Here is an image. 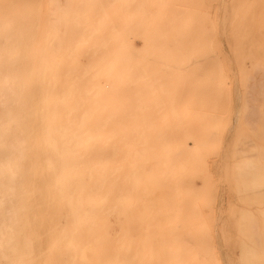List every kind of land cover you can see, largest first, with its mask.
I'll use <instances>...</instances> for the list:
<instances>
[{"label":"bare ground","instance_id":"1","mask_svg":"<svg viewBox=\"0 0 264 264\" xmlns=\"http://www.w3.org/2000/svg\"><path fill=\"white\" fill-rule=\"evenodd\" d=\"M108 2L109 0H94V11L91 15L90 8L88 10L89 6L86 5L88 11L84 16L85 28L80 38L83 45L79 49L75 47L78 44L74 46L78 52L72 48L75 43L71 46L59 45L60 50H56L58 52L55 49L50 51L44 46H33V49L30 47V50L24 51L23 55L28 57L27 60H18L21 55L19 49L8 45L0 47V264H217V257L205 243H192L189 246L175 238H163V241L159 237V232L165 233L160 230L162 218L160 219L158 209L161 204H156L154 198L160 183L159 171L162 170L158 163L161 144L156 140L159 126L149 125L154 118L151 111L148 108L143 109V106L149 104L146 92L151 84L148 81L160 76V63L168 57V48L163 50L157 45L144 46L141 42L144 33L132 30L127 19L128 14L122 15L117 10L114 12ZM89 17L93 18L90 27ZM188 33L190 34L189 31ZM172 46L174 50V45ZM181 48V45L177 47L174 56L176 61L183 60ZM72 49L74 54L71 53ZM88 55L90 58L86 60L85 56ZM71 56L75 59H64ZM82 57L84 61L81 60ZM177 88L180 89L178 85ZM254 98L257 99L255 96ZM257 118L254 120L257 121ZM262 120L260 124L256 122L260 127ZM250 132L253 133V130ZM261 133L262 136L258 131L257 137L259 135L264 141L262 130ZM181 140L174 144L176 149L182 148ZM243 150L246 152V148ZM259 150L258 154L262 151L260 147ZM263 155L259 158H264ZM254 158L256 160L253 162L258 163L256 165L249 160L247 162L245 158L246 168L251 165L250 162L252 170L263 165L258 162L257 157ZM253 165L258 166L254 168ZM227 168L221 167L220 170ZM236 170L239 177L240 171L238 168ZM236 183L239 184L237 187L242 186L241 183ZM251 184L254 187L253 181L249 184V188L253 189ZM167 186L170 185L165 187L168 188ZM246 187L248 188H241ZM256 187H259L258 191H264V186L261 189L260 186ZM243 190L240 193L242 195L245 191ZM166 191L163 190V193ZM250 193L252 192L248 193V201L249 198L256 197V192L252 196ZM244 199L245 196L242 198L243 202ZM259 201L257 205L261 203ZM262 212L260 213L263 215L264 210ZM174 214L175 212L171 215L172 218ZM244 215L242 216L244 220L246 218V223L240 226L246 225L251 219L250 216L247 217L249 212ZM252 222L249 226L253 225ZM242 229L246 235L248 229L246 231L244 226ZM253 229L255 232L259 231L256 227ZM219 230L221 229L217 231ZM253 231L248 232L251 234ZM222 232L220 233L224 236ZM215 234L216 232L214 237ZM249 234L247 233L248 237ZM255 234L258 233H253L249 239ZM257 239L251 241L255 243ZM252 245L261 247L257 243ZM246 253L247 259L252 257L249 259L251 262L258 259L254 258L257 254L251 256L250 252ZM240 254L243 257L241 251ZM262 254L264 256V252ZM220 256L221 264H231L235 260L223 253ZM262 262L264 260L258 264Z\"/></svg>","mask_w":264,"mask_h":264},{"label":"rangeland","instance_id":"2","mask_svg":"<svg viewBox=\"0 0 264 264\" xmlns=\"http://www.w3.org/2000/svg\"><path fill=\"white\" fill-rule=\"evenodd\" d=\"M108 3L114 8V12L117 10L122 15L128 14L127 19L132 30L142 31V33H144V39L141 41L144 46L157 45L163 50H167L168 48V57L163 59L160 63V76L148 81V83L151 84L149 90L146 92L149 104L143 106V109L148 108L147 110L151 111L154 118L149 125L159 126V135L156 140L161 144L160 162L158 161V163L162 170L159 171L160 183L158 186L162 190L158 187L156 194L157 196L160 194L161 197H166L164 199L163 197L161 198L160 196L157 197L154 195L156 204H161L158 209L159 216H161L160 219L162 218L165 220L163 222L162 219H159L160 223L161 221L163 223L160 224V230H164L163 232L166 233L162 234L159 232V237L162 238L161 240H163V238L165 240H172L175 238L189 246H191L192 243H205L210 246L214 256L217 257V264H221L219 260V257H221L220 253L227 255V257H234L233 259L235 260H232L231 264H236V261L238 264H253L254 261H250L252 257L250 259L249 256L247 259L245 255L246 252H250L249 254L251 256L259 254L258 257H256L257 255L254 257L255 260L258 258L259 262H257V259L254 263H261V261L264 260L262 254V252H264V214L262 215L260 212L264 210V191H262L263 189L258 191L259 187L256 186H260V189L264 186V174H262L264 173V169H262L264 167V158H262L263 160L259 158L260 155L264 154L262 153L264 141H262L259 135L257 137L258 131L261 136V130L264 133V102H262L264 101V0H109ZM93 4L94 0H0V47H2V45H8L19 49L21 55L17 58L18 60H27L28 57L23 55L25 53L24 51L30 50L33 46H35V48L44 46L49 48L50 51H54L53 49H55V52H58L56 50H60L61 46H71L74 43L72 48L77 44L78 45L75 47L78 48L83 45L80 38L84 33L82 30L85 28L84 16L89 8V14L91 15L93 13ZM86 5L89 6L88 10L85 8ZM89 19L90 27L93 23V18L89 17ZM221 30H223V32H221ZM171 44L174 45V50ZM179 45L183 48H181L183 50L182 61H176L174 57ZM249 48L251 50H249ZM73 49L71 53L74 54L75 51H73ZM78 49H76V52L79 51ZM190 49H194V51L191 52ZM88 53L90 54L91 52L89 51ZM88 57L89 55L85 56V59L87 58L86 60H88L90 58ZM64 59L75 58L71 56ZM85 59L82 57L81 60L84 61ZM256 63L258 65H256ZM261 68L263 69L261 70ZM177 85L180 89L177 88ZM254 96L257 99H255ZM258 106L259 108L262 107V110H259ZM181 108L184 110H181ZM179 111H181V113ZM255 114L258 115L256 116ZM260 114L263 115L260 116ZM188 115L189 117H187ZM255 116L258 117L257 121L254 120L256 119ZM261 119H263L261 124L262 127L258 125L261 123ZM256 122L258 124H256ZM223 123L226 125L224 126ZM245 123H247L248 126ZM170 125L172 126L170 127ZM253 125H255L257 129H255L256 127L254 128ZM252 130L253 133L250 132ZM221 132L223 135H221ZM179 135H181V137ZM221 137L222 140L220 139ZM178 138L180 140L182 138L183 140L187 139L184 140L186 142L183 140L180 141L182 146L181 149H176L174 145L176 142H179ZM188 139L191 142H189ZM247 139L251 145L248 143ZM223 141H225L226 145ZM164 143H167V145L165 146ZM252 143L257 146H254L256 148L255 151L257 149L259 150L260 147L262 150L260 154H258V150L256 152L253 150L254 147ZM219 144L221 145L219 146ZM239 148L242 149L240 150ZM245 148L246 152L243 150ZM237 151L238 157L236 156ZM244 153L246 154L244 155ZM253 157H257L260 164L261 162L263 163V165L261 164L262 166L257 165L259 168L253 165L254 168L257 167L255 170H252V163L256 160L255 158L253 159ZM245 158L247 162H252H250L251 165H249V163L247 164L249 165L247 168L245 166ZM206 161L208 163H206ZM254 164H258L257 161ZM218 167L228 168L226 170H220ZM237 168L240 171V178L237 176L239 174H236V172H238V170H236ZM179 170L181 173L178 172ZM218 171H221L222 175L220 174L221 172L219 173ZM258 171L259 173L256 174ZM223 175L227 176L224 177ZM177 177H180V179ZM225 178L226 180H224ZM246 180H248L249 183H247L248 181ZM235 181L241 183L240 186L242 185L244 188L248 186V188L246 187L247 190L243 188L246 192L241 188L242 186L237 187L239 184ZM252 181L254 187L251 184L253 189H250L249 184ZM187 182L190 187L187 186ZM242 182L245 184H242ZM166 185L170 186L166 188ZM184 187H186V189ZM238 189L241 191L239 192ZM163 190L168 191H166V193L164 192V194ZM170 190H172V193ZM242 190L245 196L244 202L242 201L244 196L240 194ZM247 191L248 193L252 192L250 193L251 196L256 192L254 196L256 195L259 199L251 197L252 201H250L251 198H249L248 201L250 195L248 196ZM161 193L164 195H161ZM181 193L182 195H180ZM245 193H247V195ZM257 193L260 196H258ZM169 196L170 199L168 198ZM260 199L261 201H259ZM163 200H165V203ZM166 200L169 201L166 202ZM157 201L159 203H157ZM258 201L261 202L259 205H257ZM162 205H164L163 208ZM180 207H183L182 210ZM245 211L247 213L249 212L247 217H251V219L248 220L246 224L247 227L243 225L244 229H246V231L247 229L248 231H253L255 230L253 228L256 227V230L259 231H256L258 234H255L253 238H258L257 241L260 238L259 243L257 241H255V243L251 241L256 240V238L249 239V237H252L250 235L256 233L255 231H253V233L251 232V234L247 231L246 235L248 233L249 237L248 235L245 237V230L242 229L243 226H240L246 223V218L244 220ZM174 212L173 218L175 220H173L171 216ZM242 212L244 214H242ZM168 213L170 216L167 215ZM164 215L165 218L163 217ZM240 215L244 216L240 217ZM243 220L245 222H243ZM251 222L253 223V228L249 226ZM184 223L188 224L184 225ZM255 223L257 226H255ZM217 227L221 229L219 230L220 232L223 231L222 233L224 236L217 231L219 229ZM250 227L252 230H249ZM215 232L216 234L214 237ZM219 233L221 235H219ZM183 236L185 238H183ZM256 243L261 247L257 248L256 245H252ZM246 246L248 248H246ZM241 248L246 249L243 250ZM260 248H262L261 251ZM218 250L220 252H218ZM221 250L223 251L221 252ZM240 251L244 258L240 257ZM246 254L248 255V253ZM260 258H262V260H260ZM246 261L249 262L247 263ZM263 263L264 262H262V264Z\"/></svg>","mask_w":264,"mask_h":264}]
</instances>
